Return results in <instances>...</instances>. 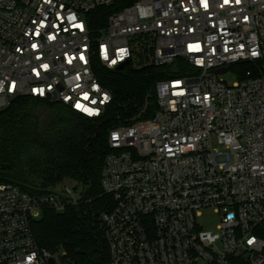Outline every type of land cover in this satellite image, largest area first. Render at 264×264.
Segmentation results:
<instances>
[{
    "label": "built area",
    "instance_id": "1",
    "mask_svg": "<svg viewBox=\"0 0 264 264\" xmlns=\"http://www.w3.org/2000/svg\"><path fill=\"white\" fill-rule=\"evenodd\" d=\"M179 58L192 69L156 82L154 114L108 132V264H264V77L230 68L264 62V0H0V110L32 96L98 117L112 99L102 70ZM83 200L76 182L0 181V264H57L32 223ZM207 207L216 232L196 223Z\"/></svg>",
    "mask_w": 264,
    "mask_h": 264
},
{
    "label": "trees",
    "instance_id": "2",
    "mask_svg": "<svg viewBox=\"0 0 264 264\" xmlns=\"http://www.w3.org/2000/svg\"><path fill=\"white\" fill-rule=\"evenodd\" d=\"M132 1L121 0V4ZM230 68L239 80L248 68L264 77L263 61L256 65L240 62ZM191 69L179 58L163 67L136 69L128 64L120 70H102L99 79L112 99L98 117L32 96L18 97L0 110V165H9L8 169L0 168V181L12 182L28 192L72 182L83 188L85 200L80 204L63 211L45 209L33 221L40 248L53 256L63 252L66 264H108L109 249L100 221V214L113 205L112 197L101 186V170L109 151L108 132L151 117L157 108L156 82ZM259 232L264 239V227Z\"/></svg>",
    "mask_w": 264,
    "mask_h": 264
},
{
    "label": "rangeland",
    "instance_id": "3",
    "mask_svg": "<svg viewBox=\"0 0 264 264\" xmlns=\"http://www.w3.org/2000/svg\"><path fill=\"white\" fill-rule=\"evenodd\" d=\"M223 78L229 84H231L235 80V76L232 71L224 74ZM196 223L203 230L216 232L219 223V214L213 208L207 207L205 209H202L201 214L196 217ZM62 256H63V252L61 251L58 252V254H56L55 258L57 264H66Z\"/></svg>",
    "mask_w": 264,
    "mask_h": 264
},
{
    "label": "snow or ice",
    "instance_id": "4",
    "mask_svg": "<svg viewBox=\"0 0 264 264\" xmlns=\"http://www.w3.org/2000/svg\"><path fill=\"white\" fill-rule=\"evenodd\" d=\"M229 2V0H225V3H228ZM237 2H238V0H237ZM205 6H207L206 4H205ZM35 47V46H34ZM194 46H192V45H190L189 46V48L190 49H192ZM195 47H199V46H195ZM123 51V50H122ZM81 59H83V57H81ZM199 62V61H198ZM113 63H115V61H113ZM47 67V65H45V68ZM181 82H179V81H177V82H175V86H179V84H180ZM85 99H87V95H85ZM105 99H107V97H105ZM75 107L77 108V109H83L85 112H87L88 114H93V112H94V110L93 109H89V108H84L81 104H79V103H77L76 105H75ZM249 243H251V241H249Z\"/></svg>",
    "mask_w": 264,
    "mask_h": 264
},
{
    "label": "water",
    "instance_id": "5",
    "mask_svg": "<svg viewBox=\"0 0 264 264\" xmlns=\"http://www.w3.org/2000/svg\"><path fill=\"white\" fill-rule=\"evenodd\" d=\"M122 68H123V64H120L118 66V69H122ZM226 71H227V68L226 67L219 68V69H216L215 70V72L218 73V74L224 73ZM52 101L57 102L55 100H52ZM0 168H2V169H8L9 168V165L8 164H1L0 165ZM49 264H56L54 258H52V257L49 258ZM72 264H76V262H73Z\"/></svg>",
    "mask_w": 264,
    "mask_h": 264
}]
</instances>
